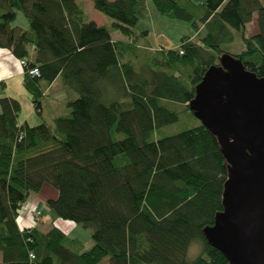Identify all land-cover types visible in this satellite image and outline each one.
Returning a JSON list of instances; mask_svg holds the SVG:
<instances>
[{"label": "trees", "instance_id": "1", "mask_svg": "<svg viewBox=\"0 0 264 264\" xmlns=\"http://www.w3.org/2000/svg\"><path fill=\"white\" fill-rule=\"evenodd\" d=\"M91 1L127 41L86 20L77 0H0V47L25 61L23 85L37 113L44 85L57 77L77 94L67 114L36 125L19 123L18 100L0 98V264H226L204 233L223 210L228 175L217 137L202 123L152 134L179 119L174 103L194 114L196 86L222 54L264 77V2L151 0L160 15L191 23L195 39L140 50L134 36L147 31L133 30L144 0ZM18 10L26 29L11 26ZM254 14L256 32L228 52L224 44ZM138 53L145 58L136 68ZM31 67L38 76L27 74ZM44 184L56 190L45 206L89 229V248L74 251L80 242L55 226L19 229L22 205ZM192 242L200 252L187 260Z\"/></svg>", "mask_w": 264, "mask_h": 264}, {"label": "water", "instance_id": "2", "mask_svg": "<svg viewBox=\"0 0 264 264\" xmlns=\"http://www.w3.org/2000/svg\"><path fill=\"white\" fill-rule=\"evenodd\" d=\"M228 163L223 210L204 229L226 264H264V77L224 53L189 103Z\"/></svg>", "mask_w": 264, "mask_h": 264}, {"label": "rangeland", "instance_id": "3", "mask_svg": "<svg viewBox=\"0 0 264 264\" xmlns=\"http://www.w3.org/2000/svg\"><path fill=\"white\" fill-rule=\"evenodd\" d=\"M77 1L84 11L86 20H91L98 24L106 26L113 37L117 35V37H119V40L126 41V36L122 35L119 31H116L112 27L113 20L96 11L92 6L91 0ZM190 1L193 3H199L205 0ZM192 11L200 17L201 13H199L198 10L194 9ZM136 14L138 20L133 31L136 33H139L140 31H147V34L143 37L141 36L138 38L134 36V38H136L135 42L137 43V47L140 50L144 49V47H149L151 49H157L159 47L176 48L179 45V41L182 37L188 36L194 38L195 36V31L192 28L191 23H189L188 21L173 19L160 15L153 7L151 0H144V3L136 8ZM196 21L198 22V20ZM11 26L21 27L23 29H26L28 27V20L26 18V15L21 10L16 11V16L12 21ZM251 28L252 26L250 25L246 30L243 31L234 30L233 40L229 43L224 44L226 50L232 53L239 52L243 47L241 40L242 35H251ZM131 57L132 61L135 63V66L136 62L143 63L145 58L143 56V53H138ZM59 81L60 82L56 86H54L46 96L42 98V114L37 113L31 101H25L23 99L20 105L18 121H22L24 118H26L28 124L30 125H36L43 120L50 122L51 119L55 116L54 111L56 107L58 109H64L66 110L65 112L68 113L69 109L64 103H66V101L68 100L75 99L77 97V94L75 92H72L74 95L73 98L69 97V95L67 96V94L63 95V92L60 90V87H62L63 84L61 80ZM61 99H63V105H60V103L62 104V102L60 101ZM170 107L179 111V119L172 124H168L154 130L152 139L171 135L201 124L200 119L195 114H190V112L183 110L182 106H180L179 104L174 103V105H170ZM31 194H34L39 199L45 200L49 197L51 198L52 196H56V190L52 186L44 184L38 193ZM38 206L39 209H37V207H34V211L40 213V209H43L44 211H51L43 203L39 204ZM71 236H76L84 244H86L87 241H90V243L92 242L90 230L82 228L81 226H79L77 231L71 234ZM199 252V244L197 242H192L187 250V260H192L199 254ZM101 264H107V258L103 259L101 261Z\"/></svg>", "mask_w": 264, "mask_h": 264}, {"label": "crops", "instance_id": "4", "mask_svg": "<svg viewBox=\"0 0 264 264\" xmlns=\"http://www.w3.org/2000/svg\"><path fill=\"white\" fill-rule=\"evenodd\" d=\"M262 1L264 2V0ZM96 24L101 25L98 23ZM250 25L252 26L250 33L253 34L256 32V14H254L252 16L251 21L245 25L244 30H246L248 26ZM110 36L112 40H119V37H117V35L113 37L112 34L110 33ZM19 60L20 59L14 57L13 54L8 49L0 47V98L5 97V96L11 97V98L18 100L21 105V101L23 99L25 101L27 100L30 101V95L26 91L23 85L24 70H23V67L19 64ZM59 80L61 79L57 77L49 85L47 86L44 85V93H43L44 96H46L49 93V91L60 82ZM60 90L63 92V95L67 94V96L69 95V97L73 98L74 95L72 92L74 91H72L71 89L66 88L63 85L62 87H60ZM60 101L62 102V104L60 103V105H63V99H61ZM68 101H66V103ZM66 103L64 104L66 105ZM42 105L43 104H41L40 114H42V111H43ZM65 111L66 110L64 109H58L56 107L54 111L55 113L54 117L58 115L67 114ZM22 122H27V119L24 118L22 121L21 120L19 121V123H22ZM53 197L55 196H52L51 198ZM45 200L37 198L34 194H30L28 196L26 202L22 205L18 213V216L16 217V223L19 229L31 227L32 225L34 226L33 219H32V215L36 212L34 211L35 209L34 207H37V209H39L38 205L41 203L44 204ZM40 211H41L40 213L41 218L37 225V229L41 230L42 232H45L52 226L57 227L68 237L76 239L80 242L79 244L72 245L71 248L74 251L85 250L92 245V242L90 243V241H87L86 244H84L76 236H71V234L77 231L79 227L78 225L74 224L71 221L62 220L58 218L52 210L44 211L43 209H40ZM0 262H1V254H0Z\"/></svg>", "mask_w": 264, "mask_h": 264}, {"label": "built area", "instance_id": "5", "mask_svg": "<svg viewBox=\"0 0 264 264\" xmlns=\"http://www.w3.org/2000/svg\"><path fill=\"white\" fill-rule=\"evenodd\" d=\"M19 64L23 67V66H25V61L23 59H20L19 60ZM27 74L30 75V76H38L39 75V72H38L37 67H31V68H29L27 70ZM40 218H41L40 212H35L32 215V219H33L34 225L37 224V223H39Z\"/></svg>", "mask_w": 264, "mask_h": 264}]
</instances>
